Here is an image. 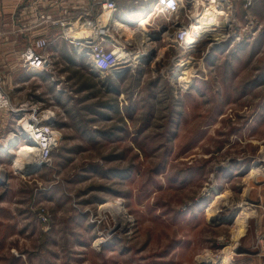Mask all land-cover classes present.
I'll use <instances>...</instances> for the list:
<instances>
[{
  "label": "rangeland",
  "instance_id": "rangeland-1",
  "mask_svg": "<svg viewBox=\"0 0 264 264\" xmlns=\"http://www.w3.org/2000/svg\"><path fill=\"white\" fill-rule=\"evenodd\" d=\"M186 2L182 23L192 11ZM236 4L242 40L216 42L210 34L189 50L174 41L175 18L154 11L141 28L150 40L138 35L133 49L149 52L122 77L90 72L88 60L67 51L52 55L61 81L26 72L34 80L14 89L17 103L51 108L62 139L50 166L26 173L17 167L18 147L2 149L15 119L0 110V264L246 257L240 241L264 188V0L247 10ZM216 193L224 197L213 216L206 207ZM106 203L114 207L105 210ZM117 206L127 220L111 232ZM242 209L249 215L238 236ZM255 244L260 255V237Z\"/></svg>",
  "mask_w": 264,
  "mask_h": 264
},
{
  "label": "built area",
  "instance_id": "built-area-1",
  "mask_svg": "<svg viewBox=\"0 0 264 264\" xmlns=\"http://www.w3.org/2000/svg\"><path fill=\"white\" fill-rule=\"evenodd\" d=\"M152 3L154 10L159 13H166L173 16L170 28H173L174 41L181 47L189 50L195 46L194 43H187L188 33L197 20L206 14L214 13L221 16L220 22L214 26L213 30L218 34L214 36L211 31H206L200 38L212 35L213 40H225L234 37L242 40L246 33L234 28V10L237 9L236 2H240L247 10L255 0H148ZM187 1V2H186ZM185 2L192 10L187 16L186 23L179 22V15ZM201 6L198 10L197 8ZM118 11L116 0H91L87 8L78 10L75 15L65 21V27L61 35L69 40L76 54L90 62V72L97 70L103 76L112 75L122 77L129 69L141 60L133 58V49L138 45L140 39V28L144 26L132 25L123 21V26H115V14ZM151 11L150 13H152ZM217 12L221 13L217 15ZM246 19V18H245ZM79 32L77 37L69 34V29ZM233 28V29H232ZM214 31V32H215ZM129 35H124L125 33ZM254 33V32H253ZM140 34V35H139ZM135 35L134 38L132 36ZM140 37H139V36ZM129 36V37H128ZM253 36V35H252ZM48 40L45 37H37L32 43L20 52L21 66L29 74L40 76L42 74H52L50 78L53 82L64 79L60 75L55 78L53 74L52 54L47 51ZM118 50L123 51L118 52ZM60 84V82H59ZM58 84V86H59ZM7 109L15 119L14 127L10 133L17 140L22 141L28 147L32 156V163L36 167L50 166L52 155L62 139V130L58 127L51 108L41 109L37 105L27 102L15 105L12 103L10 95L4 89L3 78L0 74V110ZM9 137L7 138V140ZM3 150L6 149L4 142ZM10 144L12 142H9Z\"/></svg>",
  "mask_w": 264,
  "mask_h": 264
},
{
  "label": "crops",
  "instance_id": "crops-1",
  "mask_svg": "<svg viewBox=\"0 0 264 264\" xmlns=\"http://www.w3.org/2000/svg\"><path fill=\"white\" fill-rule=\"evenodd\" d=\"M116 1L118 4L116 18L130 26L153 8L148 0ZM120 1H124L122 6ZM90 3L91 0H0V72L4 75V86L13 104H19L14 89L24 88L26 83L34 80L21 66L20 52L35 38L45 37L48 40L46 49L52 55L67 51L78 59L72 43L61 33L65 21L78 10L87 8ZM216 49H211V52ZM75 66L79 68L78 65ZM120 95H123L121 91ZM5 118L1 119L2 124ZM6 122L8 123V118ZM259 202L254 204L256 211L259 212L258 217L247 227L240 241L238 254H246V257L238 259L235 264H264V188ZM258 237H260V255H257L256 250L251 249L256 245Z\"/></svg>",
  "mask_w": 264,
  "mask_h": 264
},
{
  "label": "bare ground",
  "instance_id": "bare-ground-1",
  "mask_svg": "<svg viewBox=\"0 0 264 264\" xmlns=\"http://www.w3.org/2000/svg\"><path fill=\"white\" fill-rule=\"evenodd\" d=\"M151 8H152V5H151ZM153 9V8H152ZM148 10L142 18L140 19H137L138 22L137 24L139 26H144L146 23H148L153 17H155L154 15L156 14V12H154L153 10ZM151 11H153L152 13H150ZM221 13L217 12V15H219ZM200 20L198 19L196 23H194V26L192 27V29L189 31L188 33V38H187V43H194L198 40V38H200L202 36V34L206 31H211L212 33H214V36L213 37H216L215 35L218 34L217 31L213 30L214 26L217 25L219 22H220V18H218L217 16H215L214 13L212 14H206L204 15L203 17H199ZM114 25L115 26H123L122 22L119 21V19H114ZM126 23V22H125ZM141 31V28L139 29ZM215 31V32H214ZM68 33L72 36H76L79 34V32H77L76 30H74V27L72 29H69ZM162 33V32H161ZM130 34V32L128 33V35ZM141 34V35H140ZM139 35L142 36L143 38H147V41L150 40V36H149V39H148V35L149 33L147 31H145L143 29V31L140 33ZM167 34V33H166ZM198 37V38H197ZM151 42V41H150ZM150 50V49H149ZM148 50H142V51H139L137 52L135 55H133V58H143L145 59V56H147L146 54H148V52H146ZM118 52H121L120 55H125V54H122L123 51L121 50H118ZM191 58V57H190ZM182 65V63H181ZM180 74V69H178L176 72H175V75H178ZM15 137L11 134V137L8 139L9 142L13 141V143H9L8 141L6 142V149H4V151L8 150L10 147L8 146H15V147H18V151H19V158L17 159L18 161L17 162V167L19 169H21L22 171L24 172H30L32 170V168H34L33 166V163H32V156H31V153L30 151L28 150V147L24 148L25 145L22 144V141L20 140H17L16 138L14 139ZM255 171L254 170H251L249 174H254ZM258 180V179H257ZM256 181V180H255ZM260 181V180H259ZM258 182V181H257ZM222 197H224V194L223 193H216L215 197L210 201V203L208 204V206L206 207V211L215 216V213L217 211H215L216 209L215 206L219 203V200L222 199ZM248 196H246L247 198ZM246 201V199H245ZM227 202V201H226ZM247 203V202H246ZM250 203V202H249ZM117 205V204H116ZM115 205V206H116ZM243 206V205H241ZM101 207H114L112 206L111 204H104L102 205ZM248 207V206H247ZM103 208V209H104ZM218 208V207H217ZM242 208V207H241ZM108 209V208H105V210ZM114 209H116V212H117V216H118V219L116 221V225L110 229L111 232L112 231H117L116 229L125 221L127 220L126 219V216L124 214V212L120 211L119 207H115ZM113 209V210H114ZM244 209V208H243ZM242 209V210H243ZM112 210V209H111ZM112 210V212H113ZM246 211V209H245ZM244 210L242 212H240L239 214H237L235 220H234V223L236 225V234L238 236H241L242 234H244V231L246 230L245 226H246V219H247V215H249L247 212H245ZM115 212V211H114ZM113 212V215L115 214ZM250 213V212H249ZM115 216V215H114ZM113 216V217H114ZM241 234V235H240ZM100 241V240H98ZM237 245V243L235 244ZM231 258V257H230ZM221 264H230V260L228 257H224L223 260L221 261Z\"/></svg>",
  "mask_w": 264,
  "mask_h": 264
},
{
  "label": "water",
  "instance_id": "water-1",
  "mask_svg": "<svg viewBox=\"0 0 264 264\" xmlns=\"http://www.w3.org/2000/svg\"><path fill=\"white\" fill-rule=\"evenodd\" d=\"M155 38H157V37H155ZM11 146V145H10ZM10 146H8V147H10ZM34 168H32V170L31 171H33V169L34 170H36V169H38L39 167H36V166H33ZM224 220H226V219H224Z\"/></svg>",
  "mask_w": 264,
  "mask_h": 264
},
{
  "label": "trees",
  "instance_id": "trees-1",
  "mask_svg": "<svg viewBox=\"0 0 264 264\" xmlns=\"http://www.w3.org/2000/svg\"><path fill=\"white\" fill-rule=\"evenodd\" d=\"M111 108L113 107L112 105L110 106ZM115 107H113V109H114Z\"/></svg>",
  "mask_w": 264,
  "mask_h": 264
}]
</instances>
